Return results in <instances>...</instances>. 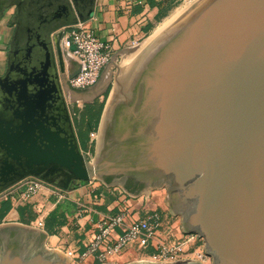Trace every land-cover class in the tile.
I'll use <instances>...</instances> for the list:
<instances>
[{"label":"water","instance_id":"95a60500","mask_svg":"<svg viewBox=\"0 0 264 264\" xmlns=\"http://www.w3.org/2000/svg\"><path fill=\"white\" fill-rule=\"evenodd\" d=\"M71 3L72 22L94 11L95 0ZM58 13L34 12L32 31L25 39L16 31L9 44L11 65L0 76V178L14 164L59 165L76 182L97 178L122 188L132 177L146 184L144 198L164 185L169 213L180 216L182 232L201 238L213 264H264V0H193L125 48L92 159L62 99L54 63L64 71L62 32L50 36L59 26L49 24ZM45 236L1 223L0 264H68V256L44 248Z\"/></svg>","mask_w":264,"mask_h":264},{"label":"crops","instance_id":"0c3cea01","mask_svg":"<svg viewBox=\"0 0 264 264\" xmlns=\"http://www.w3.org/2000/svg\"><path fill=\"white\" fill-rule=\"evenodd\" d=\"M71 1L21 0L18 6L12 4L13 0H0V64L7 57L9 42L12 41L15 32L21 30L25 39L26 34L32 31L34 12L40 15L45 13L51 15L58 10L59 16H53L54 19L51 17L49 24L59 27L52 30L50 36L53 37L57 32H62V35L75 23L71 21L76 14ZM175 1L95 0L92 15L84 21L99 39L110 43L112 61L103 70L98 88L90 95V101L101 95V87H104L107 82L105 80L104 83L103 80L109 79L113 61L120 57L122 51L133 44L137 38L148 34L151 28L167 15L171 4ZM160 10H162V16L155 20ZM147 25H151L150 29L143 32ZM60 48L64 61L63 72L72 71L75 67V59L61 46ZM108 70L110 74L105 76ZM32 179L36 178L26 177L0 191V203L2 201L10 203V208L1 218L0 224L15 222L42 230L46 233L43 240L44 248H53L62 252L69 257L68 264H130L151 260L152 249L138 251L136 254L110 256L105 262H98L90 255L84 258L80 256L85 245L93 237L97 220L108 217L124 207L129 209L134 218H139L146 211L155 209L153 204L157 198L153 196L152 189H148L144 198V193L130 194L115 185L95 184L90 180L77 181L71 190L62 189L66 194L62 201H55L50 191L44 188L22 202L18 191L23 184ZM46 184L52 188V185Z\"/></svg>","mask_w":264,"mask_h":264},{"label":"built area","instance_id":"2783aa9c","mask_svg":"<svg viewBox=\"0 0 264 264\" xmlns=\"http://www.w3.org/2000/svg\"><path fill=\"white\" fill-rule=\"evenodd\" d=\"M59 42L75 59L74 69L77 71L67 77L69 88L84 91L96 85L112 61L110 43L99 39L85 21L72 24L63 32ZM44 188L50 191L55 201L64 200L66 194L62 189L50 188L38 179L23 184L18 191L19 198L27 200ZM94 227L93 237L85 245L81 258L90 255L98 262H105L110 256L133 248L137 251L152 249L150 258L154 262L193 259L201 264H213L212 257L203 252L200 237L194 233H182L177 237L166 231L162 216L156 209L134 218L127 207L120 208L114 214L97 220Z\"/></svg>","mask_w":264,"mask_h":264},{"label":"rangeland","instance_id":"374dc122","mask_svg":"<svg viewBox=\"0 0 264 264\" xmlns=\"http://www.w3.org/2000/svg\"><path fill=\"white\" fill-rule=\"evenodd\" d=\"M183 1L184 0H176L175 2H173L171 4V9L169 10V12L167 13L166 16H168L170 14V12L176 6L181 4ZM163 19H164V17L161 18L159 20V22H161ZM159 22L157 24H155V26L158 25ZM153 28H151V30L148 32V34L152 31ZM148 34L145 36H141V37L137 38V40H135V42L133 44L141 41L142 39L147 37ZM133 44H131V45H133ZM121 55H122V53H121ZM121 55H120V57L115 59L113 61V63L111 64L112 70H111V75H110L109 79L103 77V78H105L104 80H106L107 82L104 85V87H101L102 92H101L100 96H98L96 99H94L92 101H87V102H83L82 100L70 102V100H68L69 98H67V97H66V99L69 101V103L67 100H65V102L69 108L70 117L72 120V126L74 128L79 146L82 149V151L86 153V155L88 156V159H92V156H93L100 113L102 111V108L104 106V103L106 101L108 93H109L111 86L113 84L117 68L121 64ZM104 74H105V72H104ZM105 76H109V75H107V73H106ZM96 120H98L97 124H96ZM90 181L92 183H95V184H98V183L102 184L103 183L100 180H98L97 178H91ZM114 185L119 187L116 184H114ZM54 187L56 189H59L57 186H54ZM150 189H152L153 196L155 198H157V200L155 201L153 206L157 211L160 212V214L162 216V222L164 224V227H166L165 230L171 232L172 234H174V236H177V237L181 236V234L184 232H182L180 229V216L178 214L171 215L169 213L167 205L164 203L165 186L159 185L156 187H151ZM21 201L23 202L25 200H21ZM201 245H203V242L201 243ZM137 252H138L137 250L131 248V249H127L126 251L121 253L119 256L124 255V254L125 255L126 254L127 255L136 254ZM114 256H116V255H114ZM152 262H154V261H152ZM169 262H173V261H169Z\"/></svg>","mask_w":264,"mask_h":264},{"label":"flooded vegetation","instance_id":"af4514ba","mask_svg":"<svg viewBox=\"0 0 264 264\" xmlns=\"http://www.w3.org/2000/svg\"><path fill=\"white\" fill-rule=\"evenodd\" d=\"M10 41L9 43H11ZM8 54V51H7ZM55 68H56V73L58 77V81L61 85L62 88V99L63 101L70 100V102L73 101H79L82 100L83 102L90 101V95L95 92V90L98 88L99 82L94 85L93 87L80 91V90H75L71 88L66 87L67 83V76L71 74L72 71H68L64 73L63 71L60 72L59 67H58V62L55 59ZM10 61L7 60V57L5 58L4 62L0 64V76H4L6 73V70L10 66ZM10 73H14V71H10ZM67 100V101H68ZM69 103V101H68ZM67 174L68 172L61 166L56 165L52 167L51 165L43 166V165H32L30 167H20L17 164H14V169L7 172V175H4L3 177L0 178V190L2 188V185L5 184L6 182H9V180H21L26 177H33L36 178L40 181H43L44 183H48L52 186H58V185H68L72 187L76 181L70 179L67 180ZM109 178V183L114 181L113 176H104V179ZM122 188L125 189L129 193L137 194L143 191L145 189L146 184L144 182H141L137 179H134L132 177H126L122 180Z\"/></svg>","mask_w":264,"mask_h":264},{"label":"bare ground","instance_id":"6f19581e","mask_svg":"<svg viewBox=\"0 0 264 264\" xmlns=\"http://www.w3.org/2000/svg\"><path fill=\"white\" fill-rule=\"evenodd\" d=\"M193 0H184L181 4H179L178 6H176L168 16L164 17V19L159 22L158 25H156L152 31L149 33L151 34L153 31L157 30V29H163L176 15L179 11H181L185 6H187L188 4H190ZM148 34V35H149ZM110 70H108L107 75H109Z\"/></svg>","mask_w":264,"mask_h":264},{"label":"trees","instance_id":"16d2710c","mask_svg":"<svg viewBox=\"0 0 264 264\" xmlns=\"http://www.w3.org/2000/svg\"><path fill=\"white\" fill-rule=\"evenodd\" d=\"M162 16V10H160V11H158V13H157V15L155 16V20H157L159 17H161ZM150 27H151V25H147L146 27H145V29H144V31L143 32H146V31H148V29H150ZM145 35H147V34H145ZM144 35V36H145ZM98 120H96V124L98 123L97 122ZM106 183H108L109 182V178H106ZM10 208V203L8 202V201H2L1 203H0V220H1V218L3 217V215L5 214V212L8 210Z\"/></svg>","mask_w":264,"mask_h":264}]
</instances>
